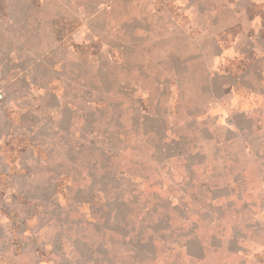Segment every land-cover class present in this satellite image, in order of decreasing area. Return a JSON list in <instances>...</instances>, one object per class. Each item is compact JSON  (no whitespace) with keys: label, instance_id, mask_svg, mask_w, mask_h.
I'll return each mask as SVG.
<instances>
[{"label":"rangeland","instance_id":"1","mask_svg":"<svg viewBox=\"0 0 264 264\" xmlns=\"http://www.w3.org/2000/svg\"><path fill=\"white\" fill-rule=\"evenodd\" d=\"M247 4L0 0V264H264Z\"/></svg>","mask_w":264,"mask_h":264},{"label":"crops","instance_id":"2","mask_svg":"<svg viewBox=\"0 0 264 264\" xmlns=\"http://www.w3.org/2000/svg\"><path fill=\"white\" fill-rule=\"evenodd\" d=\"M246 1L248 2L247 14L250 13L248 11H253L247 16V22L244 23V29L238 39V46L229 51L228 57L235 59L240 56L241 59H245L249 53L254 52L257 57L256 69L259 75L256 76L257 80H253V83L250 79L248 82H244L245 84L241 83L240 87L243 88L244 96L239 93L238 95L234 91L231 92L230 105L238 109L242 107L236 111L240 114L241 119L250 124H257V131H261L263 128L260 125L264 124V0ZM254 31L255 35L250 38V33ZM245 40L250 44L246 50L242 48V43L245 44L243 42ZM261 64H263V68ZM256 136L251 138L264 142V134L260 132ZM261 147H264V144ZM260 153L264 156V151H260Z\"/></svg>","mask_w":264,"mask_h":264},{"label":"water","instance_id":"3","mask_svg":"<svg viewBox=\"0 0 264 264\" xmlns=\"http://www.w3.org/2000/svg\"><path fill=\"white\" fill-rule=\"evenodd\" d=\"M2 98V96H0V99Z\"/></svg>","mask_w":264,"mask_h":264}]
</instances>
